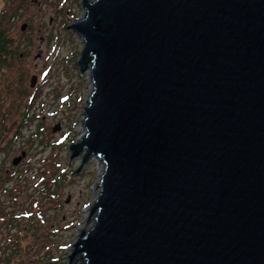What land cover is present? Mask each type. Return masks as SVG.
Wrapping results in <instances>:
<instances>
[{"label":"water","instance_id":"water-1","mask_svg":"<svg viewBox=\"0 0 264 264\" xmlns=\"http://www.w3.org/2000/svg\"><path fill=\"white\" fill-rule=\"evenodd\" d=\"M80 7L69 159L101 173L70 262L264 264V0Z\"/></svg>","mask_w":264,"mask_h":264},{"label":"rangeland","instance_id":"rangeland-1","mask_svg":"<svg viewBox=\"0 0 264 264\" xmlns=\"http://www.w3.org/2000/svg\"><path fill=\"white\" fill-rule=\"evenodd\" d=\"M80 1L0 0V7L20 4L11 33L21 39L22 57L0 69V213L12 226L6 233L11 241H0V264H80L68 255L80 230L89 226L101 173L99 162L88 159L73 174L80 159L70 162L68 151L83 132L82 107L90 90L86 73L76 68L80 37L64 29L82 15ZM44 80L29 110L31 120L17 129L25 95Z\"/></svg>","mask_w":264,"mask_h":264},{"label":"trees","instance_id":"trees-1","mask_svg":"<svg viewBox=\"0 0 264 264\" xmlns=\"http://www.w3.org/2000/svg\"><path fill=\"white\" fill-rule=\"evenodd\" d=\"M5 6L0 7V69H2L3 67H10L14 63L13 61H19L22 59L19 52V43L21 39L12 37L11 33L13 26L17 22V14L20 10V4L17 3L16 5H13V7H10L8 4ZM44 82L45 80L41 83H38V85L30 89L29 92L25 95L26 103L24 105L23 111L21 112V114H23L22 123L17 127V129H21L24 124L28 123L31 120V118L29 117V110L34 104V101L38 98V95L41 92L40 88L42 87ZM2 112H4V110H2ZM14 112L17 113V109H14ZM2 115H8V112L5 111L4 113H2ZM17 131L18 130L15 131L14 136L18 135ZM10 142L12 141L10 140ZM2 223L3 221L0 222V224Z\"/></svg>","mask_w":264,"mask_h":264},{"label":"bare ground","instance_id":"bare-ground-1","mask_svg":"<svg viewBox=\"0 0 264 264\" xmlns=\"http://www.w3.org/2000/svg\"><path fill=\"white\" fill-rule=\"evenodd\" d=\"M83 129V128H82Z\"/></svg>","mask_w":264,"mask_h":264}]
</instances>
